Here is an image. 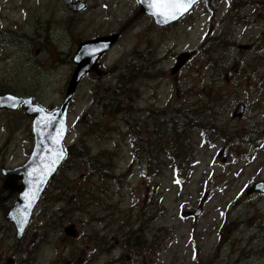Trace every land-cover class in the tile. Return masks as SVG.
<instances>
[{"label": "rangeland", "instance_id": "obj_1", "mask_svg": "<svg viewBox=\"0 0 264 264\" xmlns=\"http://www.w3.org/2000/svg\"><path fill=\"white\" fill-rule=\"evenodd\" d=\"M81 1L72 12L0 0V95L47 110L64 98L77 45L121 31L102 76L77 86L67 155L19 240L1 169L27 160L32 119L0 111V264H264V195L245 194L264 181V0H202L166 27L137 0ZM183 52L191 60L171 75Z\"/></svg>", "mask_w": 264, "mask_h": 264}, {"label": "water", "instance_id": "obj_2", "mask_svg": "<svg viewBox=\"0 0 264 264\" xmlns=\"http://www.w3.org/2000/svg\"><path fill=\"white\" fill-rule=\"evenodd\" d=\"M67 9L74 12L81 11L85 4L81 1L74 2L73 0H62ZM199 0H194L191 6L182 15H177L176 19H167L159 15H154V9L149 7V0H138L140 9L139 12L148 14L153 17L154 23L158 26L168 25L181 16L187 13L192 6ZM167 19V22L165 20ZM119 33H115L109 36L97 37L92 40L81 42L73 57V61L76 64L71 78L67 84L65 96L59 108L46 112L40 106L33 104L31 98L17 97L13 95L0 96V109L15 110L22 104L25 113L33 118L32 121V133H33V148L26 163L13 170L3 169V173L7 175L4 183V188L13 189L18 192V197L15 200L13 206L9 210L7 219L11 221L16 229V238L20 239L25 227L27 226L31 212L35 204L37 203L41 192L43 191L47 181L54 175L56 169L65 158V151L63 148V140L67 132L66 126V112L68 104L72 99L75 89L87 73H95L99 78L101 76V67L97 63L100 56L106 52L118 39ZM190 58V54L182 53L176 58L174 67L171 73L174 74L179 71ZM10 97L16 98L15 100L9 99ZM15 104V107L12 105ZM244 110V106L239 104L236 106L232 113V117H240ZM59 139V144L56 140ZM63 151L64 155L62 159H59L57 163L52 165V161L57 159V154ZM54 169V170H50ZM16 179L21 181L20 185L15 186ZM35 194V199H31V195ZM247 194H264V181L255 182L246 192ZM31 200V207H27ZM201 212V207H198L194 212H184L183 216L189 217L190 215L198 216ZM26 219L27 222L23 224L21 229L20 221ZM66 235L75 237L77 232L74 225L66 226L63 230Z\"/></svg>", "mask_w": 264, "mask_h": 264}, {"label": "snow or ice", "instance_id": "obj_3", "mask_svg": "<svg viewBox=\"0 0 264 264\" xmlns=\"http://www.w3.org/2000/svg\"><path fill=\"white\" fill-rule=\"evenodd\" d=\"M194 2V0H149V7L154 9V15H159L161 17H166L167 19H176L177 15H182L184 12L188 10V8L191 6V4ZM167 19L165 22H167ZM9 99L15 100L16 98L10 97ZM15 107V104L12 105ZM56 143L59 144V139L56 140ZM63 151L59 152L57 154V159L52 161V165L58 162L59 159L63 158ZM50 170H54L51 169ZM31 195V199H35V194H27ZM27 207H31V200ZM27 220L23 219L20 221L21 223V229L23 227V224L26 223Z\"/></svg>", "mask_w": 264, "mask_h": 264}, {"label": "trees", "instance_id": "obj_4", "mask_svg": "<svg viewBox=\"0 0 264 264\" xmlns=\"http://www.w3.org/2000/svg\"><path fill=\"white\" fill-rule=\"evenodd\" d=\"M240 1H241V0H235V7L238 8V9H240V8H242V7L244 6L243 4H240ZM211 42H212V41H211ZM129 75H130V74H123L124 78L127 77V79L123 81V84L126 83L128 87H129V84L131 83V80H129ZM127 90H128V88H127ZM119 94H120V93H119ZM114 98H115L118 102L120 101V98H119L117 95H116ZM181 120H182V122H183V126H182V128H181L180 130L183 131L184 128H185V126H187V122H189V119H188V117L185 115V112H184V111L182 112ZM186 121H187V122H186ZM201 127H202V126H196L195 128H199V129H201ZM170 131H172V132L175 131V130L173 129V125H172V127H170ZM167 132H168V131H167ZM177 132H178V130L176 131V134H177ZM176 137H178V136H176ZM68 157H70V153H68ZM95 171H96V170H95Z\"/></svg>", "mask_w": 264, "mask_h": 264}]
</instances>
